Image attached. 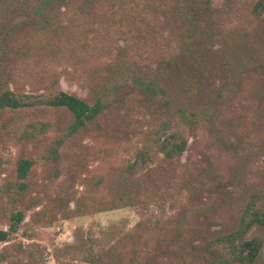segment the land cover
I'll list each match as a JSON object with an SVG mask.
<instances>
[{
  "label": "rangeland",
  "instance_id": "374dc122",
  "mask_svg": "<svg viewBox=\"0 0 264 264\" xmlns=\"http://www.w3.org/2000/svg\"><path fill=\"white\" fill-rule=\"evenodd\" d=\"M254 1L0 0V90H63L89 104L107 94L45 160L71 113L0 109V229L26 208L0 242V264H208L204 244L236 228L252 194L264 196V13L252 18ZM138 77L156 80L171 104L142 94ZM177 104L210 120L187 127L183 152L168 159L156 142L175 130L165 124ZM38 121L50 129L29 136ZM146 143L154 162L128 173ZM18 158L34 162L11 201L4 184ZM253 236L252 264H264V226Z\"/></svg>",
  "mask_w": 264,
  "mask_h": 264
},
{
  "label": "trees",
  "instance_id": "16d2710c",
  "mask_svg": "<svg viewBox=\"0 0 264 264\" xmlns=\"http://www.w3.org/2000/svg\"><path fill=\"white\" fill-rule=\"evenodd\" d=\"M209 4L203 5L202 10L208 11ZM252 18H259L264 13V0L254 1L251 8ZM174 37L173 40L179 48H182L184 39L180 36ZM137 89L144 95L157 96L165 105H170L171 100L167 97L165 90L156 80L144 79L138 77L134 79ZM231 89L223 86L218 92V98L222 102L229 100ZM107 104V94L98 98L93 104L69 94L63 90H55L48 93H24L16 92L10 89L0 90V109L10 108L18 109L23 107L49 106L64 107L71 115L72 120L61 130L58 135L51 141L50 147L53 152L63 143L66 137L75 133L79 128L87 122L92 121L100 109ZM174 118L167 121L166 129L169 128V122H173L175 130L166 135L162 141L156 142L155 155L161 152L166 158L172 159L174 156L180 155L186 145L184 130L189 126H195L199 122L206 123L210 120V111L202 113L188 110L183 104H177L174 108ZM50 129L49 121H38L29 125V136H37L45 133ZM151 143L144 144L139 148L132 159L126 161L124 168L130 174H135L146 169L154 162L151 155ZM42 156V159L56 157L55 153ZM33 159L18 158L16 161V180L6 181L4 189L11 201H14L16 193L22 194L27 191L25 182L29 167L33 164ZM264 196L261 193H254L246 202L238 224L232 231L218 235L204 244V248L212 256L208 264H252L261 249V239L258 236L246 238L248 230L256 226H264V208L258 206V203ZM26 208L11 211L9 215L8 229H0V242L9 239L11 234L16 231L18 224L23 218ZM92 241V240H91ZM93 259L90 258L89 261Z\"/></svg>",
  "mask_w": 264,
  "mask_h": 264
}]
</instances>
